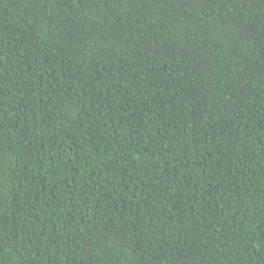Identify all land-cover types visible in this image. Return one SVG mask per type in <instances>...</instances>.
<instances>
[{
    "label": "trees",
    "instance_id": "obj_1",
    "mask_svg": "<svg viewBox=\"0 0 264 264\" xmlns=\"http://www.w3.org/2000/svg\"><path fill=\"white\" fill-rule=\"evenodd\" d=\"M0 264H264V0H0Z\"/></svg>",
    "mask_w": 264,
    "mask_h": 264
}]
</instances>
